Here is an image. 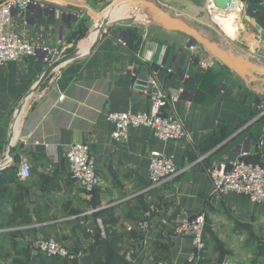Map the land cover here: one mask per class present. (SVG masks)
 I'll list each match as a JSON object with an SVG mask.
<instances>
[{
  "label": "crops",
  "instance_id": "obj_1",
  "mask_svg": "<svg viewBox=\"0 0 264 264\" xmlns=\"http://www.w3.org/2000/svg\"><path fill=\"white\" fill-rule=\"evenodd\" d=\"M113 1L35 0L14 14L10 30L38 47L61 48L64 55L54 69L36 55L0 64V264H214L211 245L198 252L192 238L175 229L180 220L201 213L207 220L206 243L215 235L232 239L248 256L258 257L253 264H264V203L246 194H217L208 172L217 162L237 158L242 149L249 151L248 159L264 162V116L256 108L264 99V72L255 73L260 79L251 82L202 44L192 47L183 32L158 22L128 23L149 16L140 9L130 14L128 3L112 10L108 24L122 20L90 50L91 33L97 27L96 38L102 27L97 15ZM204 1L208 19L193 18L190 1L191 9L168 13L224 49L254 58L264 71V0H243L226 15ZM214 24L223 32L216 38L211 37ZM224 39L244 50L225 46ZM153 69L172 95L168 80L181 82L177 102L166 111L184 123L185 135L165 142L141 125L114 139L115 124L107 114L149 111L148 87L138 81ZM31 131L33 138L27 139ZM78 142L90 145L101 178L91 193L70 177L66 156ZM152 151L173 155L181 169L159 187L148 178ZM22 155L30 160L29 178L19 175ZM151 207L158 210L143 232L140 222ZM98 218L107 231L103 241ZM38 237L62 241L75 257L34 250Z\"/></svg>",
  "mask_w": 264,
  "mask_h": 264
},
{
  "label": "built area",
  "instance_id": "obj_2",
  "mask_svg": "<svg viewBox=\"0 0 264 264\" xmlns=\"http://www.w3.org/2000/svg\"><path fill=\"white\" fill-rule=\"evenodd\" d=\"M243 0H231L229 7L235 13ZM35 0H0V64L18 60L28 55H36L49 68H55L56 62L64 55V51L58 47H38L25 40L18 32L10 30L14 14L18 8H26ZM211 8L216 10L211 0ZM220 14L219 10H216ZM221 15V14H220ZM78 17L79 13H74ZM123 39V38H122ZM121 42H124L123 40ZM194 47L197 43H190ZM200 65L205 67L204 61ZM146 93L151 105L147 112L133 113L131 111H111L107 114L109 120L115 124L112 133L114 139L126 138L131 128L136 126H149L157 136L165 142L177 140L185 135L184 123L166 111L168 106L178 100L179 95H172L159 79L157 70L153 69L149 76ZM179 94V93H178ZM259 116H264V99L256 106ZM34 131L29 132L26 138H33ZM32 143L37 145L38 140ZM249 151L240 150L237 158L232 161H221L209 168V176L214 191L217 194L239 193L246 194L257 203H264V162L262 160L248 159ZM70 166L71 179L86 192H93L101 184V178L97 172L96 159L93 156L90 145L86 142L74 143L67 153ZM19 175L23 178L31 176V164L26 155L20 156ZM181 169L175 161V157L162 151H152L149 166V182L152 187H159L173 180ZM92 209L91 211H94ZM156 207H151L142 216L140 227L143 232L150 228L149 218L156 212ZM89 212V211H88ZM97 231L102 237L107 236L106 227L102 218L97 219ZM206 215L201 213L194 217L180 220L176 225V232L180 235L189 236L193 240L196 251L201 252L206 247ZM34 250L47 256L73 258L75 254L70 251L62 241L52 237H38L32 242Z\"/></svg>",
  "mask_w": 264,
  "mask_h": 264
},
{
  "label": "water",
  "instance_id": "obj_3",
  "mask_svg": "<svg viewBox=\"0 0 264 264\" xmlns=\"http://www.w3.org/2000/svg\"><path fill=\"white\" fill-rule=\"evenodd\" d=\"M64 3H74L75 0H60ZM216 10H219L221 15H226L231 12L229 4L231 0H212ZM120 3H128L142 11H145L148 8L149 13H153L155 22H158L163 28L170 31H180L191 37L192 43H200L205 49L215 58L224 63L227 67L235 71L238 75L243 78H250L251 82L257 81L258 78L255 73H263V68H261L256 63L246 59L242 55H236L232 50L224 49L221 44L217 41H212L206 37H203L200 32L185 22L183 19L179 17L172 16L170 13L165 11L160 5L151 0H115L112 3L107 4V6L100 12L98 16L100 22L102 23V27L99 31V34L96 38L92 37L91 33L90 38L92 40V45L90 50H93L95 46L100 41L101 37L107 31L108 25L105 20L111 15L112 10ZM62 9L66 11H72L70 8L62 6ZM76 13V11L72 12ZM122 20V19H118ZM80 56H77L79 58ZM76 58V57H75ZM62 58L59 59L56 64L59 65L62 63ZM55 64V66H56ZM51 69H54L53 67ZM145 72V71H144ZM148 75H141L138 84L142 86H150L148 83ZM264 81V80H262ZM168 86L173 90L174 95H178V91L181 85L179 80L169 79L167 82ZM12 151V147H11Z\"/></svg>",
  "mask_w": 264,
  "mask_h": 264
},
{
  "label": "rangeland",
  "instance_id": "obj_4",
  "mask_svg": "<svg viewBox=\"0 0 264 264\" xmlns=\"http://www.w3.org/2000/svg\"><path fill=\"white\" fill-rule=\"evenodd\" d=\"M156 2L158 5H160L165 11L167 12H171L174 15L177 14L178 12H182L184 10L187 9H191V7L188 4V1H190L192 3V11H193V18H206L208 19L210 17V11H209V7H208V1H204V0H151ZM130 7H128L130 14L134 15L135 13L140 12V10L134 6L129 5ZM148 8L144 11V13L146 14V16L149 14V16H147L146 18H132L131 20L128 21V23H133L135 25H141V26H147L150 25L152 23L155 22V18L154 16H151L150 13H148ZM179 14V13H178ZM113 21V20H112ZM98 22H100L99 18H98ZM105 22L107 23L108 27H110L111 25L114 24H119L120 22L117 20L113 21L112 23L108 24L107 19L105 20ZM98 26V25H97ZM98 28H95V31ZM210 29V28H209ZM212 31V35L211 37L216 38L217 36H219L222 32L220 26H218L217 24H214V27L210 29ZM238 32H240V29H236ZM240 38V35H239ZM238 37L236 38V40L240 41ZM224 39V45L225 46H231L233 48H235V50H244L242 47H240L239 43L237 44V42L235 41H231V40H227ZM247 52V51H244ZM251 61L255 62V59L252 58ZM206 245L213 247V254L211 256V259L214 261V264H221V262L223 263L225 261V263H229V262H243V263H248V264H253V261H255L256 259H258V257L255 259L252 256H248L247 251H242V249H240L239 244L237 243V241H232V239H227L223 240L222 236L221 238L218 237L217 235L215 236H210L209 238H207V243ZM234 247V249H233ZM227 250V251H224Z\"/></svg>",
  "mask_w": 264,
  "mask_h": 264
},
{
  "label": "trees",
  "instance_id": "obj_5",
  "mask_svg": "<svg viewBox=\"0 0 264 264\" xmlns=\"http://www.w3.org/2000/svg\"><path fill=\"white\" fill-rule=\"evenodd\" d=\"M99 235V239H100V241H103V239H106L105 237H102L100 234H98ZM205 238H206V236H205ZM88 259V258H87ZM87 259H86V261H87Z\"/></svg>",
  "mask_w": 264,
  "mask_h": 264
},
{
  "label": "bare ground",
  "instance_id": "obj_6",
  "mask_svg": "<svg viewBox=\"0 0 264 264\" xmlns=\"http://www.w3.org/2000/svg\"><path fill=\"white\" fill-rule=\"evenodd\" d=\"M221 21H222V19H221Z\"/></svg>",
  "mask_w": 264,
  "mask_h": 264
}]
</instances>
